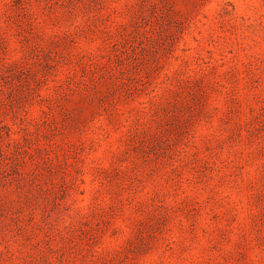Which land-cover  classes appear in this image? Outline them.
<instances>
[{"label":"rangeland","instance_id":"374dc122","mask_svg":"<svg viewBox=\"0 0 264 264\" xmlns=\"http://www.w3.org/2000/svg\"><path fill=\"white\" fill-rule=\"evenodd\" d=\"M0 264H264V0H0Z\"/></svg>","mask_w":264,"mask_h":264}]
</instances>
